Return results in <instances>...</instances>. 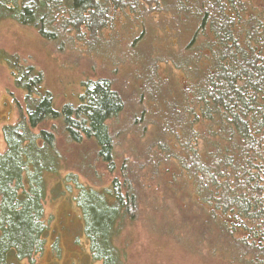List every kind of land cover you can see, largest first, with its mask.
<instances>
[{
  "label": "trees",
  "instance_id": "obj_1",
  "mask_svg": "<svg viewBox=\"0 0 264 264\" xmlns=\"http://www.w3.org/2000/svg\"><path fill=\"white\" fill-rule=\"evenodd\" d=\"M119 13L134 16L133 48L156 45L138 54L136 78L88 81L80 104L61 110L32 68L17 79L27 101L33 90L42 99L3 131L0 264L12 253L34 264L45 249L46 176L62 170L60 135L93 142L111 172L128 144L121 177L80 188L76 200L95 262L121 264L115 237L150 211L199 227L239 263L264 264V0H0V23L51 43L99 40Z\"/></svg>",
  "mask_w": 264,
  "mask_h": 264
},
{
  "label": "rangeland",
  "instance_id": "obj_2",
  "mask_svg": "<svg viewBox=\"0 0 264 264\" xmlns=\"http://www.w3.org/2000/svg\"><path fill=\"white\" fill-rule=\"evenodd\" d=\"M133 18L132 15L126 18L125 14H117L112 28L104 31L99 40L65 35L56 43L42 39L33 27L22 26L10 19L0 23L1 154L6 152L4 128L22 123L20 116L26 114L29 102L42 99V94L33 90L31 100L27 101L25 92L16 85L23 70L32 68L41 76L42 93L51 94L57 110L67 105L78 106L84 94L83 84L88 81L110 78L122 83L124 76L137 77L138 54L150 55L156 45L147 42L138 49L133 48L139 30ZM84 34L85 29L80 35ZM53 125L59 126V123L50 122L44 126L51 129ZM40 131V128L36 129L34 134L38 136ZM37 142L42 146L40 140ZM68 143L65 137L58 136L62 170L46 176L45 249L35 256L34 264H103L92 259L85 222L76 200L80 188H109L121 177L122 158L128 157L125 151L128 144L116 148L119 156L115 171L111 172L97 159L93 142L84 141L79 146ZM166 217L149 211L133 223L126 222L122 232L115 237L121 264H245L235 261L220 247H210L208 240L214 238H205L199 227H177L173 219ZM9 263L30 264L26 260L18 261L15 253L10 255Z\"/></svg>",
  "mask_w": 264,
  "mask_h": 264
}]
</instances>
